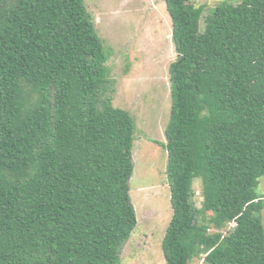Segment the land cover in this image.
<instances>
[{"label":"trees","instance_id":"16d2710c","mask_svg":"<svg viewBox=\"0 0 264 264\" xmlns=\"http://www.w3.org/2000/svg\"><path fill=\"white\" fill-rule=\"evenodd\" d=\"M165 3V263L264 264V0ZM108 57L85 0H0V264H123L136 125Z\"/></svg>","mask_w":264,"mask_h":264},{"label":"rangeland","instance_id":"374dc122","mask_svg":"<svg viewBox=\"0 0 264 264\" xmlns=\"http://www.w3.org/2000/svg\"><path fill=\"white\" fill-rule=\"evenodd\" d=\"M222 1L189 0L204 7L203 16ZM98 35L109 54L107 66L115 82L113 104L127 110L136 125L134 173L129 180L137 225L125 242L123 264H166L162 241L172 218L165 128L171 109L169 68L176 58L172 22L165 0H85ZM200 20V30L204 29ZM194 202L201 207L202 183H193ZM264 195V176L256 188ZM211 212L204 216L209 217ZM264 223V209L261 211ZM230 222L223 228L227 232ZM211 231H215L213 228ZM189 264H207L204 255Z\"/></svg>","mask_w":264,"mask_h":264}]
</instances>
